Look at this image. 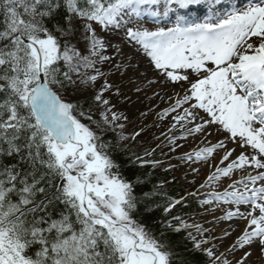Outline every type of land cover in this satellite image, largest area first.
<instances>
[{
    "label": "snow or ice",
    "instance_id": "snow-or-ice-1",
    "mask_svg": "<svg viewBox=\"0 0 264 264\" xmlns=\"http://www.w3.org/2000/svg\"><path fill=\"white\" fill-rule=\"evenodd\" d=\"M0 16V264H191L169 233L201 264L264 255V0H0ZM165 120L152 141L166 145L138 154ZM162 147L190 185L207 166L194 191L161 192L173 176L137 193L146 181L125 163L159 168ZM190 199L206 223L245 226L206 235ZM233 233L224 251L212 242Z\"/></svg>",
    "mask_w": 264,
    "mask_h": 264
},
{
    "label": "rangeland",
    "instance_id": "rangeland-1",
    "mask_svg": "<svg viewBox=\"0 0 264 264\" xmlns=\"http://www.w3.org/2000/svg\"><path fill=\"white\" fill-rule=\"evenodd\" d=\"M103 70L107 71L108 70L107 69V66H104V69ZM129 75H131V74L129 73ZM112 79L115 82L120 83V78L118 76L112 77ZM128 87L129 86L126 85L125 88H124V90L126 92L128 90ZM149 95H151V92H149ZM133 100H136V96L135 95H133ZM141 100H143V103H137L134 106H132V107L129 108V111L132 113L133 118H135V116L138 115L137 109H139V110H145V106L147 105L148 101L147 100H144L143 96H141ZM153 103L154 104H159L160 105V108H163V107H166L167 106V102L162 103L158 99L157 100H154ZM154 118L155 117H154V114H153L152 116H150L148 118V120L146 121V123H148L149 125H151ZM157 123H160L161 124L160 128L157 129V128L153 127V128L150 129V132L148 134H146L144 137H141L142 143L140 145H137L139 148H142V147L143 148H145V147H154L156 143H160L161 141H164V138L163 137H161L159 141H152V134H155L156 136H159L161 131H165V132L167 131V126H168V121L167 120H165L162 123L159 122V121H157ZM130 130H131V126L129 127V131ZM176 134L179 135L180 133L177 132ZM149 141H152V143L149 144ZM166 143H167V141H164V144L165 145H166ZM181 143L183 144L185 142L184 141H181ZM193 143L194 142L190 139L187 142L188 147H185L184 149H182V151H188L189 148L191 146H193ZM157 150H159L160 152H163V153L168 154L167 158L165 160H163L165 162L164 164L166 166H168V163L169 162H167V161L170 160L171 157H176V156H178L180 154L179 152H177V153H169L167 147H162V149H157ZM171 159H175V158H171ZM175 160H178V159H175ZM170 163L173 164V165H177V167L174 170L176 171V173L178 175L182 176L183 182L184 183L186 182L185 184H187V183H189V181L193 180L194 177L190 173L187 165L181 164V162L179 160L177 161V163L174 162V161H171ZM196 166L197 167H200L201 171H200V174L195 177V179H196V185H192V187H190L189 192L194 191L195 187H197L199 185V183H202L203 182V179H204V177H205V175H206V173L208 171L206 165L198 164ZM185 173H188L187 177H185ZM240 175H241V173H239V172L238 173H234L233 178L234 179H237L238 176H240ZM227 183H228L227 180H225V181L222 180L219 184H216V185H218L219 187H221L223 189V187H226L227 186ZM226 206H229V205H226ZM232 207H234V206H232ZM227 208L228 207H225V208L219 207L217 209V211L214 213V215H216V216L223 215V210L224 209H227ZM217 214H219V215H217ZM193 218L196 219L198 222L203 223L206 228L214 229V231L206 234V235H210V236H213V237H221L222 234H223V230H225L226 229V226L228 224H230V222L227 224L226 221H225L226 223L225 222L206 223V221H211L213 219V214L205 213V211H204L203 208L200 209L197 212V215H195ZM234 221H237V220H234ZM234 224H236L237 227H239V229H242L244 223L241 224L239 222V220H238ZM237 227H233V228H237ZM233 238L234 237L225 238V239H223V242L222 243L218 239L217 240H213L212 242L213 243H216V244H218L220 246V251H224V249L226 247H228L232 243ZM252 253H253V251H252ZM240 255H242V253L240 251H236L235 253L229 254L228 255V258L229 259H233V256H235V257L238 258ZM248 262H249V264H262V262H264V255L258 254V253H256V255L253 254V257H251Z\"/></svg>",
    "mask_w": 264,
    "mask_h": 264
},
{
    "label": "trees",
    "instance_id": "trees-1",
    "mask_svg": "<svg viewBox=\"0 0 264 264\" xmlns=\"http://www.w3.org/2000/svg\"><path fill=\"white\" fill-rule=\"evenodd\" d=\"M0 19H2V16H0ZM135 151H137L138 154H143L144 148H139L137 145L132 146ZM162 155L158 152H155L153 154L152 158L155 159H161ZM121 159H124V157H121ZM164 167L161 166L156 169H152L150 166H145L143 168H140L135 165H130L128 163H125L124 171L125 175H138L141 176L143 179H145V183L142 185H139L137 188V193L142 194L143 192L151 191L153 188V185L159 184L161 180H171L172 177L175 175L173 174V171L165 172ZM166 187H163L160 189L161 192H166L169 196H178L181 195L185 187L180 184L179 179L174 183H168L164 185ZM158 202L163 203L162 200H158ZM179 210V209H177ZM183 210H186L184 208ZM161 216V212L157 210L154 214H148V220L149 223L152 224L153 228L156 229L157 225L152 223L155 220H158ZM183 233L181 234H171L169 233V240L175 245L179 242V247L176 249L177 251L183 253L185 257L191 262V264H201L202 261H204V257L199 253L195 251H188L192 248L191 243L189 242H183L182 237Z\"/></svg>",
    "mask_w": 264,
    "mask_h": 264
},
{
    "label": "bare ground",
    "instance_id": "bare-ground-1",
    "mask_svg": "<svg viewBox=\"0 0 264 264\" xmlns=\"http://www.w3.org/2000/svg\"><path fill=\"white\" fill-rule=\"evenodd\" d=\"M131 74V73H130ZM234 222H232V226H230V227H228V228H226V229H228V230H230L231 228H233V227H237V225L236 224H233ZM241 224H242V222H241ZM230 225H231V223H230ZM244 225H245V223H244ZM237 229V228H236ZM254 249L256 250V252L258 253V254H261V252H260V250L258 249V248H256L255 246H254Z\"/></svg>",
    "mask_w": 264,
    "mask_h": 264
}]
</instances>
